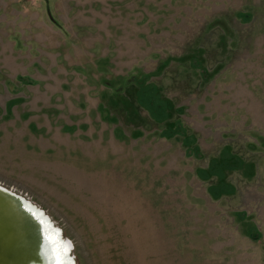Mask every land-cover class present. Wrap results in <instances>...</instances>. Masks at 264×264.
<instances>
[{"label": "rangeland", "instance_id": "374dc122", "mask_svg": "<svg viewBox=\"0 0 264 264\" xmlns=\"http://www.w3.org/2000/svg\"><path fill=\"white\" fill-rule=\"evenodd\" d=\"M177 119L199 155L162 135ZM225 150L214 198L198 170ZM0 185L77 264H264V0H0Z\"/></svg>", "mask_w": 264, "mask_h": 264}, {"label": "trees", "instance_id": "16d2710c", "mask_svg": "<svg viewBox=\"0 0 264 264\" xmlns=\"http://www.w3.org/2000/svg\"><path fill=\"white\" fill-rule=\"evenodd\" d=\"M147 78V76H145ZM135 98L137 103L144 108L150 117L158 123H167L174 114V105L170 99L162 96L158 87L153 83L146 81H139L138 87L135 91ZM162 135L167 138L182 137L183 143L188 147L189 154L199 155V148L193 145L194 136L186 133V128L183 123L177 119L173 124H168L163 130ZM193 146V147H192ZM193 148V149H192ZM241 159L236 155H231L225 150L220 159L213 158L207 169L200 168L198 175L203 179H209L212 175L218 177V182L209 185L208 190L212 197L218 198L223 194L234 191V186L231 182L226 180L228 171L238 168Z\"/></svg>", "mask_w": 264, "mask_h": 264}, {"label": "bare ground", "instance_id": "6f19581e", "mask_svg": "<svg viewBox=\"0 0 264 264\" xmlns=\"http://www.w3.org/2000/svg\"><path fill=\"white\" fill-rule=\"evenodd\" d=\"M23 222L32 224L30 231L33 236L39 234L37 236H41L49 246H52L54 235L43 218L28 205L16 203L12 205L6 197L1 196L0 192V240L3 238L11 242L18 249V253L22 252V256L21 254H5L10 257L9 264H55V259L51 254L36 257L38 244L33 241L34 239L25 235L26 229ZM0 255L1 258L2 254Z\"/></svg>", "mask_w": 264, "mask_h": 264}, {"label": "water", "instance_id": "95a60500", "mask_svg": "<svg viewBox=\"0 0 264 264\" xmlns=\"http://www.w3.org/2000/svg\"><path fill=\"white\" fill-rule=\"evenodd\" d=\"M0 192L1 196H4L8 199V201L13 205L14 203L16 204H25L28 205L30 208H32L38 216L43 218L45 221L48 229L53 233L54 235V241L52 246L48 245V242L45 241L41 236V238L37 235L33 236L30 231V227H33L32 224L29 222H23L25 229H26V236L31 237L34 239V242H37V254L36 257L44 256V255H49L51 254L54 259H55V264H77L76 258L74 254L72 253L73 249V244L72 242L64 237L63 230L56 225V223L52 220V218L38 205L33 203L32 201L26 199L22 195H19L18 193L12 191L11 189L6 188L5 186L0 185ZM14 207V206H12ZM19 212V211H17ZM27 226V227H26ZM13 241L15 242V239L12 237ZM62 246L60 248V251L63 252V255H60V251H57V247ZM22 253V252H21ZM18 253V249L16 246L11 244V242H7V240H4L1 238L0 240V254H2V257L0 258V264H9L10 257L5 256V254H21ZM1 256V255H0ZM22 256V254H21Z\"/></svg>", "mask_w": 264, "mask_h": 264}, {"label": "snow or ice", "instance_id": "6c2138e0", "mask_svg": "<svg viewBox=\"0 0 264 264\" xmlns=\"http://www.w3.org/2000/svg\"><path fill=\"white\" fill-rule=\"evenodd\" d=\"M62 246H58L57 247V251H60V248H61ZM60 255H63V252L62 251H60Z\"/></svg>", "mask_w": 264, "mask_h": 264}]
</instances>
